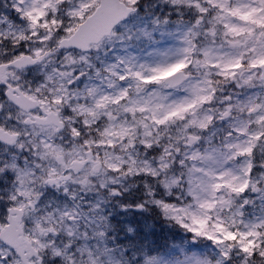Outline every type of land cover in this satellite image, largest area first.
<instances>
[{
  "label": "snow or ice",
  "instance_id": "snow-or-ice-1",
  "mask_svg": "<svg viewBox=\"0 0 264 264\" xmlns=\"http://www.w3.org/2000/svg\"><path fill=\"white\" fill-rule=\"evenodd\" d=\"M0 264H264V0H0Z\"/></svg>",
  "mask_w": 264,
  "mask_h": 264
}]
</instances>
